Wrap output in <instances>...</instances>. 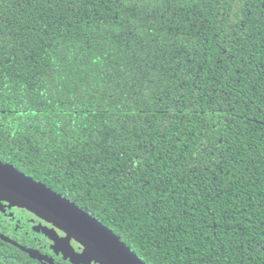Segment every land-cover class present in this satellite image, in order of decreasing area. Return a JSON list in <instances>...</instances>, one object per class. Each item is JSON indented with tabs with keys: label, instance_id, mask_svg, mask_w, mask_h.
Masks as SVG:
<instances>
[{
	"label": "trees",
	"instance_id": "trees-1",
	"mask_svg": "<svg viewBox=\"0 0 264 264\" xmlns=\"http://www.w3.org/2000/svg\"><path fill=\"white\" fill-rule=\"evenodd\" d=\"M0 160L147 264H264V0H0Z\"/></svg>",
	"mask_w": 264,
	"mask_h": 264
},
{
	"label": "water",
	"instance_id": "water-1",
	"mask_svg": "<svg viewBox=\"0 0 264 264\" xmlns=\"http://www.w3.org/2000/svg\"><path fill=\"white\" fill-rule=\"evenodd\" d=\"M0 173V199L52 223L101 264H147L99 219L41 181L1 160Z\"/></svg>",
	"mask_w": 264,
	"mask_h": 264
},
{
	"label": "flooded vegetation",
	"instance_id": "flooded-vegetation-1",
	"mask_svg": "<svg viewBox=\"0 0 264 264\" xmlns=\"http://www.w3.org/2000/svg\"><path fill=\"white\" fill-rule=\"evenodd\" d=\"M0 264H101L34 212L0 199Z\"/></svg>",
	"mask_w": 264,
	"mask_h": 264
},
{
	"label": "snow or ice",
	"instance_id": "snow-or-ice-1",
	"mask_svg": "<svg viewBox=\"0 0 264 264\" xmlns=\"http://www.w3.org/2000/svg\"><path fill=\"white\" fill-rule=\"evenodd\" d=\"M170 2H174V0H126V3L129 5L130 9L133 11L137 10L138 5H141V4L147 5L149 3H152L154 6H163V5H167ZM137 159L139 160L140 157H137ZM100 167H101V171L103 172L104 170L103 166L101 165ZM2 175L3 173H0V176ZM159 225L162 229H168L172 226L171 222L165 223L163 220L159 222Z\"/></svg>",
	"mask_w": 264,
	"mask_h": 264
}]
</instances>
